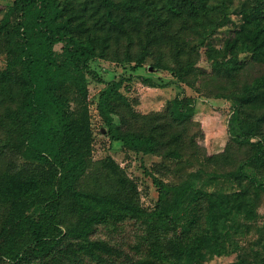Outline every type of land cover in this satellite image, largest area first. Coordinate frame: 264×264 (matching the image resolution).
Returning <instances> with one entry per match:
<instances>
[{"label": "trees", "instance_id": "obj_1", "mask_svg": "<svg viewBox=\"0 0 264 264\" xmlns=\"http://www.w3.org/2000/svg\"><path fill=\"white\" fill-rule=\"evenodd\" d=\"M234 1L82 0L74 6L71 0H0V54L7 58L0 68V264H206L230 251L231 230L238 226L243 233L256 221L264 194L262 74L252 88L225 91L237 105L236 139L245 148L233 160L238 190H210L205 179L179 185L172 197L154 177L159 198L153 210L141 206L136 183L115 160L93 161L87 74L95 73L94 59H107L113 46L120 47L122 42L111 41L119 27L127 40L131 31H141L143 47L152 50L132 56L130 41L117 60L142 64L151 53L154 66L184 79L200 71L205 58L212 74H233L246 62L243 52L264 58V0ZM232 13L243 22L223 46H214L212 35L229 26ZM121 84L110 82L99 100L113 141L166 158L198 154L183 131L191 99L173 100L167 112L140 113ZM126 220L139 228L128 250L102 234L109 226L121 229ZM256 226L262 249L252 248L231 264H264V222Z\"/></svg>", "mask_w": 264, "mask_h": 264}, {"label": "rangeland", "instance_id": "obj_2", "mask_svg": "<svg viewBox=\"0 0 264 264\" xmlns=\"http://www.w3.org/2000/svg\"><path fill=\"white\" fill-rule=\"evenodd\" d=\"M1 1L10 3L12 0ZM71 2L74 6L82 4V0H71ZM238 2L239 0H235L233 6L242 5ZM2 15L3 11L0 13V18ZM228 15L230 17L229 26L220 25V29L218 28L216 34L212 35V41L216 47L223 46L226 38L231 35V30L237 28L235 26L239 27L243 22L240 13ZM131 32L133 39L127 40L121 27L115 29L111 41L114 44L118 41L122 42L118 45L120 47L113 46L107 59H94L92 68L95 73L87 74L93 161L106 157L115 160L136 183L140 204L146 210H153L159 198L158 186L154 182V177L169 186L172 197L180 193L179 185L189 182L202 185L205 179L209 182L203 186L210 190L226 193L238 190L237 178H233L232 176L235 175L231 172L238 169L233 160L243 156L245 148L238 145L236 139V133L241 127L239 118L235 120L233 117L237 105L230 95H226L225 91L229 94L233 88L240 85L244 88H252L259 75L262 74L264 77V58L252 59L250 51L243 52L241 57H244L246 62L242 64L239 71L233 74L226 72L212 74L211 64L202 58L199 62L200 71L191 72L183 79L171 68L154 66L151 53L146 56L142 64L135 59L117 60L116 56L123 52L125 49L123 46L129 44L130 41H132V56L140 51L151 52L152 49L143 47L141 43L143 33L139 30ZM62 46L63 42L57 43L55 51L61 53ZM163 49L169 51L166 48ZM6 65V55L0 54V68L4 69ZM99 77L101 80L98 79ZM114 80H121V90L126 94L132 109L140 113L167 112L173 100L191 99L190 105L194 108L191 120L185 123L188 126L184 127L183 131L186 129L185 136L195 141L198 154L191 157L184 156L183 159L166 158L162 153H138L125 146L122 141H113L100 112L99 100L102 91ZM256 85L260 84L257 82ZM257 90L261 91V88L258 86ZM261 108L264 109V102ZM115 119L121 124L118 115H115ZM256 139L254 137L252 140ZM236 172L238 174V170ZM211 176L215 177L211 179ZM257 210L256 221L251 223L249 228H244L243 233L238 234V226L236 230H231L230 237H227L230 251L213 255L206 261V264H231L241 254L252 248L262 249L261 245H258L260 234L257 232L256 225L264 222V194L258 200ZM121 226V229H115L112 226H109L110 229L103 228L102 234L110 238L112 242L123 245L124 250L131 249L136 234L139 232L138 225L132 220H126Z\"/></svg>", "mask_w": 264, "mask_h": 264}]
</instances>
